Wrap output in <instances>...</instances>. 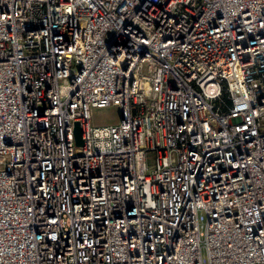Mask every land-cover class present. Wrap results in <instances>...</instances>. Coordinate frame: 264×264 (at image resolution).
Masks as SVG:
<instances>
[{"label":"built area","instance_id":"2783aa9c","mask_svg":"<svg viewBox=\"0 0 264 264\" xmlns=\"http://www.w3.org/2000/svg\"><path fill=\"white\" fill-rule=\"evenodd\" d=\"M0 264H264V0H0Z\"/></svg>","mask_w":264,"mask_h":264},{"label":"rangeland","instance_id":"374dc122","mask_svg":"<svg viewBox=\"0 0 264 264\" xmlns=\"http://www.w3.org/2000/svg\"><path fill=\"white\" fill-rule=\"evenodd\" d=\"M118 120V109L114 106L96 109L93 112V121L96 123H111Z\"/></svg>","mask_w":264,"mask_h":264},{"label":"water","instance_id":"95a60500","mask_svg":"<svg viewBox=\"0 0 264 264\" xmlns=\"http://www.w3.org/2000/svg\"><path fill=\"white\" fill-rule=\"evenodd\" d=\"M74 131H75L76 142L78 144H82L83 143V140H82V137H81L82 130H81V127H80L78 121L75 122V130Z\"/></svg>","mask_w":264,"mask_h":264}]
</instances>
